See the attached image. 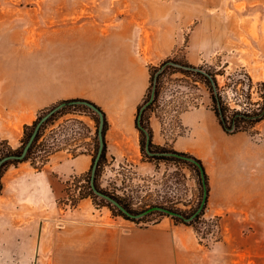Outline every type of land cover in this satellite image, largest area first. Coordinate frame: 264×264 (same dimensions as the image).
Returning <instances> with one entry per match:
<instances>
[{"label":"rangeland","instance_id":"1","mask_svg":"<svg viewBox=\"0 0 264 264\" xmlns=\"http://www.w3.org/2000/svg\"><path fill=\"white\" fill-rule=\"evenodd\" d=\"M5 19H9L7 24L25 30L31 42L45 40L44 31L57 23L63 27L97 19L107 29L131 24L135 52L147 68L168 58H184L194 66L222 74L218 75L222 86L236 73L240 77L246 73L254 83L264 80V0H0V24ZM120 61L117 53L103 61L107 76ZM196 80L181 74L166 76L159 95L160 107L151 120L156 130L154 143L178 152H182L180 142L183 143L196 151L200 157L194 156L202 160L213 179L204 216L195 229L190 227L195 253L184 264H264V202L229 201L232 196L224 192L229 187L243 186L244 179H252L253 173V182L264 185V122L255 133L226 137L213 116L202 117L185 135L181 114L210 107L206 87ZM232 93H226L230 102L234 101ZM23 132L24 127L15 138H0V155L8 146L17 149ZM95 137L96 125L88 113L59 117L41 140L55 147L46 165L42 166V155H34L35 166L28 162L3 171L0 264H91L90 257H100L92 255L98 253L96 241L106 242L101 255L104 264H114L116 253H121L115 250L119 243H161L157 253L163 263L177 264L169 232L174 230L171 219L162 222L164 229L138 231L146 228L114 217L90 199L73 201L80 192L78 179L91 166L78 172L74 156L94 154ZM106 141L103 187L116 181L130 186L129 193L148 203L162 197L182 211L198 207L202 189L192 168L148 163L140 150L138 132L123 144L116 135L108 137V133ZM253 144L259 147L256 159L250 162ZM215 148L221 152L219 155L213 153ZM93 227L106 231L84 233ZM139 253L144 258L131 254L129 264L154 262L145 252Z\"/></svg>","mask_w":264,"mask_h":264},{"label":"crops","instance_id":"2","mask_svg":"<svg viewBox=\"0 0 264 264\" xmlns=\"http://www.w3.org/2000/svg\"><path fill=\"white\" fill-rule=\"evenodd\" d=\"M7 20L0 24V138L10 140L19 136L23 127L36 119L39 111L60 101L73 99L89 100L105 112L110 123L108 137L116 135L122 144L129 138H135V115L148 88L149 76L146 64L135 52L131 24L107 29L97 19L81 20L63 27L57 23L44 31L45 40L31 42L25 30L7 24ZM116 53L121 61L107 76L102 67L103 61ZM212 116L219 127L210 110L198 108L182 113L180 122L185 135L190 134V127L199 123L202 117ZM180 145V151L199 156L183 143L180 142ZM252 146L250 162L256 159L259 147ZM213 153L219 155L221 152L215 148ZM73 164L79 167L78 172H85L91 165V157H76ZM255 178L256 173H253L252 179H244L243 186L227 188L224 192L232 196L228 200L263 203L264 185L253 182ZM210 180L213 188V179ZM162 222L138 231L164 229L161 228ZM173 229L169 232L172 234L171 245L177 251L176 263L184 264L195 253V242L190 228L173 224ZM181 229H185V232ZM91 230L106 231L99 227L83 231L87 234ZM94 245L98 253L92 255L98 254L100 257H90V263L104 264L101 255L106 242L96 241ZM161 246V243L154 246L115 244V250H121V253H116L114 264H129L133 256L142 260L144 257L139 251L153 257L152 264H164L160 252L157 253Z\"/></svg>","mask_w":264,"mask_h":264},{"label":"trees","instance_id":"3","mask_svg":"<svg viewBox=\"0 0 264 264\" xmlns=\"http://www.w3.org/2000/svg\"><path fill=\"white\" fill-rule=\"evenodd\" d=\"M176 74L196 78V82H201L206 87L210 98L209 110L214 114L219 127L227 136L255 133L258 126L264 122V80L254 83L246 73L244 77L236 73L228 78V83L222 86L218 80V75L222 74L215 73L210 68L194 66L184 58L182 60L174 57L168 58L160 65L148 68V88L135 115V129L139 134L140 150L143 158L155 166L174 163L193 169L202 189L201 199L196 209L191 212L182 211L172 205L171 201L168 202L162 197L152 199L148 203L147 200L134 196V193H129L130 186L119 185L116 181L103 187L101 179L107 163L106 136L110 123L105 112L98 105L85 99L60 101L39 111L36 119L30 125L24 126L21 145L17 149L7 145L6 150L1 153L0 181L7 167H17L28 162L35 166L37 157H33L34 155H42L44 158L42 166L46 165L54 155L53 148H55L41 141L47 128L54 126L59 117L88 113L96 125V150L94 154L80 153L74 156H90L91 166L78 179L80 192L78 196L73 197V201L90 199L96 207L107 208L114 217H121L143 228L158 225L169 218L175 226L195 229L196 223L204 216L208 203L211 191L209 174L202 160L194 155L154 143V131L151 125L152 117L156 115L160 107L159 95L163 79ZM229 90L235 94L233 102L227 98L226 93ZM2 142L5 145L8 144L6 141Z\"/></svg>","mask_w":264,"mask_h":264}]
</instances>
